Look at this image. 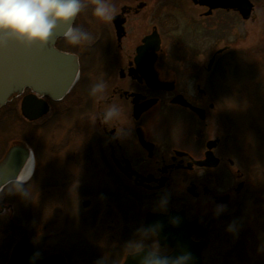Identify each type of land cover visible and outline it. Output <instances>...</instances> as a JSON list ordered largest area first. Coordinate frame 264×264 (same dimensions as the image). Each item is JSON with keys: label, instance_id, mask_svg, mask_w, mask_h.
Here are the masks:
<instances>
[{"label": "flooded vegetation", "instance_id": "obj_1", "mask_svg": "<svg viewBox=\"0 0 264 264\" xmlns=\"http://www.w3.org/2000/svg\"><path fill=\"white\" fill-rule=\"evenodd\" d=\"M109 2L114 4L116 13L112 21L103 22L92 14V0H83L85 7L73 26L88 27L84 18H89L100 29V35L86 43L85 48L80 51L64 48L65 37L56 42L57 49L72 53L78 59L79 74L71 90L61 99H51L32 87L15 91L9 101L13 105L7 116H0V134L12 115L21 114V103L29 95H36L50 105V111L36 122L24 118L27 124L41 130L54 122H66L77 110L80 116L93 119L87 125L95 137L96 151L112 178L107 189L114 194L125 193L132 200L109 201L105 203L106 207L88 212L98 234L74 233V219L79 214L71 201L66 202L63 218V227L71 230L68 234H59L62 229L58 233L44 234V226L40 228L41 232L30 236L28 225L19 224L10 216L4 217V209L0 213V264H11L14 248L25 238L33 242L38 259L60 256L57 262L47 264H124L127 257L135 253L168 255L173 252V247L160 239L161 236L166 241L168 237L171 229L168 219H148V216L168 215L173 211L182 217L174 232L187 236L186 239L197 245L202 264H248L253 261L264 264V244L259 243H264V122L255 114L249 122L247 116V127L253 129L251 137L259 145L255 153L247 145V162L242 163L232 147L236 126L234 99L214 85L224 58L213 56L206 67V75L199 73L198 78H194L197 79L194 86L182 83L175 69L167 68L166 71L164 68L166 64L160 60L162 44L154 50V44L145 41L156 33V25L154 23L152 30L146 32L147 23L139 18H154V2ZM255 11L254 4L251 16L244 21L255 19ZM214 12L240 15L234 10L216 9ZM98 47H103L101 56L107 67L103 73L94 62L98 60ZM141 48L145 59L138 60ZM227 52L229 50L223 48L219 55ZM95 84L104 85L105 102L101 100V94L90 95ZM178 97L185 99L188 105L177 101ZM112 102L121 105L123 110L107 125L100 120V113ZM193 107L205 111L204 120ZM249 110L248 107L247 115L257 113L255 109ZM261 112L264 119V107ZM182 119L191 120L193 125L189 140L185 138L186 122ZM213 129V136L209 137ZM42 141L37 145L27 142L23 145L4 140L0 144V183L5 177L22 171L30 150L37 153L33 176L37 175L45 156ZM67 142L72 145L73 139L67 138L65 144ZM16 147L20 150V159L10 162L11 151ZM209 157L211 162L205 163ZM254 157L260 159L259 169H251L256 166L251 165L256 161ZM32 178L22 183L23 186H28ZM14 183L20 182H7L0 193ZM6 203L10 205L11 202L1 206L6 207ZM184 220L192 224L179 227ZM21 229L22 234L16 235V230L20 232ZM85 240L94 246L99 258L88 254L91 251L89 245L84 248L78 243ZM247 250L251 252L249 258L243 259L241 256H247ZM251 257L256 259L250 261ZM21 258L17 264L30 262L26 257Z\"/></svg>", "mask_w": 264, "mask_h": 264}, {"label": "rangeland", "instance_id": "obj_2", "mask_svg": "<svg viewBox=\"0 0 264 264\" xmlns=\"http://www.w3.org/2000/svg\"><path fill=\"white\" fill-rule=\"evenodd\" d=\"M152 1L155 4L154 18H139V21L143 20L147 23L146 32L152 30V25L155 23L156 32L160 33L158 34L160 44H162L160 60L166 64L164 67L166 71L167 68L175 69L182 83L194 86L197 83V79L194 78H198L199 73L206 75V67L213 56L224 58L216 72L217 78L214 85L218 91L222 90L226 96L229 95L234 99L236 126L232 147L235 153L240 155L242 163L247 162V145L254 153L259 145L256 139L251 137L253 129L247 127V116L250 117L249 122L252 114L257 115L260 121L264 122L263 112H261L264 107V0H251L255 4L256 16L255 19L249 21H244L240 15L232 12L213 13L212 11L209 13L206 6L195 0ZM84 19L88 27H82V30L90 34L91 40L78 46L65 41L64 48L80 51L83 47L85 48L86 43L94 41V38L100 35L99 27L97 29L91 19ZM223 48H227L229 52L219 55V50ZM102 53L103 47H98V60L94 61L90 58V61L95 62L103 73L107 67L102 60ZM12 103L8 102L5 107L0 108V116H7ZM18 107L20 108V104ZM248 107L249 111L252 112L251 109H255L257 113L247 115ZM203 112L202 119L204 120L205 111ZM71 116L66 122H54L41 130L31 123L27 124L26 118L24 119L21 114H14L1 130L0 144L8 140L18 144L27 142L29 145H37L43 139L45 156L43 155L38 174L33 176L28 186H24L26 197L19 193L21 191L19 185L22 183H14L4 193H0V213L5 209L4 217L10 216L19 224L21 222L27 224L30 236L41 232L40 228L44 226L46 227L43 230L44 234L58 233L60 229L63 232L60 231L59 234L71 233L67 226L63 227L64 213L67 211L66 202L70 201L79 214L74 219L75 225L78 224L73 227L74 233L98 234L99 230H94L96 226L92 224L88 212L106 207L105 203L109 201L132 200L125 193L114 194L107 189L111 185L112 178L110 173L106 172L98 150L96 151L95 137L87 125L93 119L80 116L77 110ZM40 118L31 122H36ZM182 122H186L184 124L186 126L185 138L189 140L194 131L193 125L191 120L182 119ZM210 131L212 134L209 137L213 136L214 129ZM247 131H249L248 136ZM67 138L73 139L72 145L68 142L65 144ZM89 145L91 148L88 147ZM254 159L256 161L251 162V165L256 166L251 169H259L257 165L260 167V159L258 157ZM4 202L11 203L10 205L6 203V207H3L1 204ZM85 202L87 205L84 204ZM108 212L109 210L105 213ZM4 222L2 219V223ZM22 232L23 229L20 232L16 230L15 233L19 235ZM69 239L70 234L68 242ZM78 243L84 248L89 245L91 251H88V254L100 257L94 246L87 240ZM250 253V250H247V256L241 257L248 259ZM255 259L251 257L250 261ZM247 263L254 264L255 262Z\"/></svg>", "mask_w": 264, "mask_h": 264}, {"label": "water", "instance_id": "obj_3", "mask_svg": "<svg viewBox=\"0 0 264 264\" xmlns=\"http://www.w3.org/2000/svg\"><path fill=\"white\" fill-rule=\"evenodd\" d=\"M196 2L208 6L209 13L214 9H234L241 13L243 18L247 19L251 16L253 3L251 0H195ZM65 27L59 26L52 41L46 47L34 46L32 48L22 47L15 42L7 41L4 46L0 47V106L4 105L14 90L31 86L36 91H44L54 99L64 96L72 86L78 70L76 57L54 48V43L58 36L63 35ZM146 43H153L154 50L160 47V38L158 33L150 35L146 38ZM149 44V45H150ZM148 45L144 48L147 49ZM145 59L143 48L139 49L138 60ZM154 58V57H153ZM153 64V62L151 63ZM157 82V79H155ZM177 101L188 105L181 97L176 98ZM22 113L29 120H35L43 116L49 111L47 102L37 100L35 96H28L22 103ZM196 110V108H195ZM198 110V109H197ZM203 117V112L198 110ZM212 146V142L209 143ZM20 150L15 148L11 151L10 162L20 159ZM210 161L207 159L205 163ZM211 162V161H210ZM20 163V162H19ZM15 175L7 176L3 182L15 178ZM87 205V202L84 203ZM165 217L170 224V232L166 241L162 242L170 244L174 251L169 255H145V253H137L128 256L125 264H176L179 257L185 253H190L192 260L189 264H201V254L196 244L190 242L187 236L179 235L174 232V228L178 227L180 214L172 212L168 215H149L151 218ZM185 220L180 224L190 225ZM194 224V223H193ZM29 240L20 243L14 253L11 264H17L20 258L26 257L27 264H47L48 262H57V256H51L43 260H38L34 254V248L31 247ZM27 251V254H23ZM21 259H25V258ZM32 262V263H31Z\"/></svg>", "mask_w": 264, "mask_h": 264}, {"label": "clouds", "instance_id": "obj_4", "mask_svg": "<svg viewBox=\"0 0 264 264\" xmlns=\"http://www.w3.org/2000/svg\"><path fill=\"white\" fill-rule=\"evenodd\" d=\"M92 14L103 22L114 19L116 8L109 0H92ZM83 0H0V47L7 41L32 48L46 47L52 41L59 26L65 27L64 37L68 44L78 46L91 40L88 32L74 27V21L84 9ZM104 85L95 84L90 89V95L98 94L105 102ZM123 110L114 102L107 104L100 113V120L107 125ZM19 192L26 197L23 184ZM190 253L179 257L176 264H189Z\"/></svg>", "mask_w": 264, "mask_h": 264}, {"label": "bare ground", "instance_id": "obj_5", "mask_svg": "<svg viewBox=\"0 0 264 264\" xmlns=\"http://www.w3.org/2000/svg\"><path fill=\"white\" fill-rule=\"evenodd\" d=\"M22 168H23L22 172L18 174V180H20L21 182H26L31 178L33 173V169H34L33 160L32 159L29 160L26 163L25 167L23 166Z\"/></svg>", "mask_w": 264, "mask_h": 264}]
</instances>
